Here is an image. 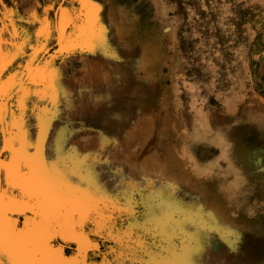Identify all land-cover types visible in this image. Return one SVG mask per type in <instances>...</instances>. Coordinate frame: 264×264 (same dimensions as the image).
Listing matches in <instances>:
<instances>
[{"label": "rangeland", "instance_id": "1", "mask_svg": "<svg viewBox=\"0 0 264 264\" xmlns=\"http://www.w3.org/2000/svg\"><path fill=\"white\" fill-rule=\"evenodd\" d=\"M112 76L123 96L99 92ZM66 84L101 113L53 103ZM0 86V221L22 237L17 257L214 264L220 243L264 264V218L225 217L201 194L210 140L264 115V0H0ZM259 120L246 157L263 163Z\"/></svg>", "mask_w": 264, "mask_h": 264}, {"label": "crops", "instance_id": "2", "mask_svg": "<svg viewBox=\"0 0 264 264\" xmlns=\"http://www.w3.org/2000/svg\"><path fill=\"white\" fill-rule=\"evenodd\" d=\"M259 117V123L264 128L263 114L249 119L256 120ZM249 119H243L242 125L233 129L235 131L239 128L232 132L234 134L230 132L229 137L221 134L216 144L215 140L209 143L212 148L210 178L203 185L206 191L201 194L215 196L210 210L224 212L225 217L264 218V162L258 163L256 158L251 161L252 157H246L249 136L246 127ZM224 203H228L227 207ZM221 205L225 208L221 209Z\"/></svg>", "mask_w": 264, "mask_h": 264}, {"label": "bare ground", "instance_id": "3", "mask_svg": "<svg viewBox=\"0 0 264 264\" xmlns=\"http://www.w3.org/2000/svg\"><path fill=\"white\" fill-rule=\"evenodd\" d=\"M110 69V68H109ZM113 69V68H112ZM104 77V75H103ZM122 79H116L114 78L113 76L111 78H109V84L108 85H99L98 86V89H99V92L100 91H106V92H112L113 95L115 96H123V94H125V90H124V84L123 82H121ZM50 85V84H49ZM50 87V86H49ZM81 88V87H79ZM101 93V92H100ZM63 95L64 98H63V103H64V106H65V112L68 113V114H75L76 111H79L80 113L78 115H84L85 114L87 115V111L89 110V108H92V109H95L97 112L96 113H101V109L103 108L102 105H99L98 103H95L94 101L90 102V100H92L91 98H94L93 95H84L83 93H81V91L79 90H76V88L74 86H71L70 87V84H66V85H62L61 88H60V91L58 93H56L55 96V99L54 101H52L53 103L55 102H58L60 101L59 100V97ZM103 95V93H102ZM80 96V97H79ZM87 98H90L88 101L85 102V100ZM49 99V98H48ZM52 99V98H51ZM79 99L81 100L80 103L84 102L86 103V106L85 104H79V103H76V100ZM78 101V100H77ZM88 108V109H87ZM47 116V114H45ZM47 120V118H46ZM48 124L49 122H44L42 123V126H41V129L40 130H43L42 131V136H43V139L44 137L48 134ZM39 126V125H38ZM114 129V128H113ZM44 133V134H43ZM257 135V140L258 143L260 144V146L262 147L261 149L264 148V136L262 137V135L260 134H256ZM41 136V138H42ZM42 149V148H41ZM224 149V148H223ZM264 152V151H263ZM37 154V153H36ZM55 167V166H54ZM153 169H149V171H151ZM146 172V171H145ZM148 175L149 173L146 172ZM174 176V175H173ZM58 179V178H57ZM56 181L58 180H53L51 179V182L48 183L49 187L52 189V190H55L53 189L56 185ZM59 184V183H58ZM39 185V184H38ZM40 185H42L40 183ZM60 186V185H59ZM63 190V189H61ZM56 191V190H55ZM167 191V198H169L171 201L172 199H176L178 198V194L175 195L173 193V191H169V190H166ZM51 192V190L49 191ZM182 201V200H181ZM195 204V203H194ZM193 204V205H194ZM204 204V203H203ZM0 208H6L5 204L3 203L2 199H1V194H0ZM9 210V209H8ZM6 212V211H5ZM213 214V212H212ZM216 214V213H215ZM218 214V213H217ZM220 214V213H219ZM1 215V214H0ZM223 215V214H222ZM213 216V215H212ZM3 217V216H2ZM211 217V216H210ZM216 217V216H215ZM220 217V216H219ZM1 218V216H0ZM5 218V217H4ZM6 223V222H5ZM4 226L3 225V230H4V235H5V243H4V247H3V252L6 253V255L8 256V258L6 259L5 261V264H16L17 260L19 259V257H17V254L19 251H22V244H20V242L22 241V237L20 236H17V235H12V234H9L8 231H7V227L4 229ZM9 229V228H8ZM200 231V230H199ZM18 233V232H17ZM31 233V232H30ZM20 235V234H19ZM22 236V235H21ZM41 236V235H40ZM222 236V235H221ZM10 238H12V240L16 241V243H12L10 242ZM35 238V236H34ZM39 239V237H38ZM213 240V239H212ZM23 242V241H22ZM21 242V243H22ZM29 242V241H28ZM40 242V241H39ZM38 242V243H39ZM40 245H43V244H40ZM40 248V247H39ZM211 248V247H210ZM38 249V248H37ZM43 249V247H42ZM40 248V250H42ZM217 249V251H216ZM50 250V249H49ZM224 250V247H222V245L220 243H217L214 247H213V251L211 253V256L208 258L210 261H213L214 264H217L218 262H216V259L218 258H221L223 259L220 260L222 262H220L221 264H239L237 262V260L235 261L233 258H230L228 255H225V253L223 252ZM44 251V250H43ZM52 250H50L51 252ZM46 252V251H45ZM21 253V252H20ZM53 253V252H52ZM43 254V253H42ZM16 256L15 258H13L14 256ZM42 259V258H41ZM236 259V258H235ZM239 259V258H238ZM224 260L228 261V262H224ZM40 261V260H39ZM182 261V260H181ZM229 261H233V262H229ZM36 262V261H35ZM34 262V263H35ZM32 263V264H34ZM41 263V262H40ZM53 264V263H51Z\"/></svg>", "mask_w": 264, "mask_h": 264}, {"label": "snow or ice", "instance_id": "4", "mask_svg": "<svg viewBox=\"0 0 264 264\" xmlns=\"http://www.w3.org/2000/svg\"><path fill=\"white\" fill-rule=\"evenodd\" d=\"M3 131V91L2 86H0V132ZM10 242L16 243V241L10 238ZM5 243V235L3 230L2 221H0V264H5L3 247ZM16 264H32V260L29 258H19ZM139 264H148L146 261H140Z\"/></svg>", "mask_w": 264, "mask_h": 264}]
</instances>
